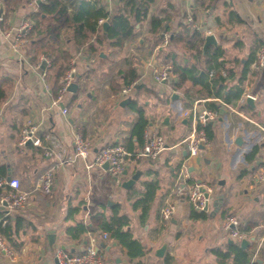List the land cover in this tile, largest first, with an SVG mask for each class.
<instances>
[{
	"label": "crops",
	"instance_id": "crops-1",
	"mask_svg": "<svg viewBox=\"0 0 264 264\" xmlns=\"http://www.w3.org/2000/svg\"><path fill=\"white\" fill-rule=\"evenodd\" d=\"M63 1L68 6L66 16L71 17L81 0ZM43 2L37 1L35 7L32 0H0V89L5 94L0 100V174L20 179L28 202L23 209L9 214L13 220L21 217L29 224L19 230L21 248L12 250L7 246L13 253L11 257L0 249V264H56V250L76 254L91 244L102 264H219L212 250L224 249L226 243L240 246L241 241L230 239L222 228V219L228 214L235 215L240 226L248 229L245 239H249V246L245 249L251 262L264 264V182L253 178L254 171L264 164V67L256 68L252 61L264 45V0H152L138 23L130 15L135 24L132 37L120 46L109 40L95 43L96 51L75 46L69 21L62 18V48L71 55V83L77 89L67 91L60 100L53 94L49 76L43 77L41 66L37 67L28 55L25 38L17 50L12 45L17 29L26 21L32 23L29 13ZM92 2L110 14L122 7L120 0ZM187 15L198 26L203 43L206 34L214 36L216 44L206 48L210 54L214 49L222 52L216 67L226 76L221 94L230 102L189 79L177 87L172 82L157 83L152 79L153 69L165 65L172 68V54L179 64L194 62L186 57L188 53L179 42L172 43L180 24L190 27ZM152 16L163 19L164 28L158 32L167 29L169 44L155 42ZM99 20L105 34V20ZM94 39L92 36L89 42L94 43ZM198 66L203 71V61ZM129 69H134L139 77L133 89L122 95L119 90ZM171 74L175 80L172 70ZM246 96L252 97L253 105L245 102ZM127 97L136 100L148 119L145 131L152 129L162 134L168 146L155 160L129 157L126 173L114 176L92 161L96 151L106 144L120 143L126 148L130 142L132 151L140 148L135 137L131 138L138 114L129 106L130 101L121 105ZM194 101L198 110L209 109L208 102H215L220 110L208 122L211 137L195 156H189L181 141L196 128L193 117L184 115ZM63 108L67 110L65 114ZM28 120L36 127L41 146L18 145L20 130ZM76 133L91 146L86 160L74 156ZM44 148L51 151L49 157L44 156ZM50 167L53 186L46 194L37 185ZM182 167H186L188 177L184 191L176 195ZM137 171L140 175L135 184L124 188L122 182ZM193 178L212 189L205 218L191 217L194 209L186 199L185 187L190 184L188 180L195 182ZM151 179L157 181V189L142 220L140 209L132 205L143 190L142 182ZM108 202L114 205L109 206ZM167 203L174 205V212L169 220L162 221L160 210ZM71 208L76 212L69 214ZM113 208L129 217L128 228L141 243L143 253L132 260L118 241H104L99 235L101 229L83 233L79 239L67 231L79 222L89 226L90 215L96 212H104L108 219ZM0 211L6 213L1 202ZM49 234L53 236L51 245ZM3 242L6 243L4 239ZM164 242L165 252L157 256L155 252Z\"/></svg>",
	"mask_w": 264,
	"mask_h": 264
},
{
	"label": "trees",
	"instance_id": "trees-1",
	"mask_svg": "<svg viewBox=\"0 0 264 264\" xmlns=\"http://www.w3.org/2000/svg\"><path fill=\"white\" fill-rule=\"evenodd\" d=\"M92 1L81 0L77 4L76 12L71 17L66 16L68 9L67 4L63 0H44L40 3L37 10L29 13L28 19L32 21V27L25 36V42L28 45V55L32 61L39 63L38 57L43 55L51 60V64L46 69V73L51 79L53 94L57 97L60 88L59 79L64 75L69 68L70 53L62 48V38L60 30V21H69L72 40L75 46H87L91 51H96V44H101L104 40H109L113 45L120 46L125 39L132 37L134 34V23L140 21L141 16L146 15L148 5L152 0H120L122 7L118 8L116 13H108L102 7L96 6ZM128 8V11H127ZM47 13V14H45ZM130 15L133 16L134 23L130 20ZM99 19L108 22L105 34L101 32V24ZM151 32L156 34L155 42L161 43L164 40V34L167 29L159 33L158 29L164 28L163 19L156 16L150 18ZM178 30L173 37L172 43L179 42L186 54L194 60L190 65L179 64L174 58L172 62V73L175 80L172 81L173 86L181 85L186 79L201 84L207 88L210 93L223 97L226 102L230 99L221 94L222 85L226 76H222L217 69L216 60L221 55L219 49H214L210 54L209 49L202 50L203 37L200 32L190 29L187 25L180 24ZM94 36V43H90V38ZM169 44V41H168ZM203 61V71H200L198 63ZM252 61H256L252 60ZM138 74L134 69H129L123 78V87L131 84H136ZM133 85V87H134ZM121 88V89H122ZM119 89V88H118ZM121 89L119 91H121ZM241 91L237 92L240 96ZM4 91L0 89V100L4 99ZM134 109L138 118L133 124L131 138L135 137L139 146H142L144 141V132L148 125V119L144 115L143 110L137 105L136 100L130 101L129 105ZM207 108L219 112L220 106L215 102H208ZM21 129V128H20ZM197 129H203L207 139L211 137V127L209 123L205 126L198 125ZM130 141V139H129ZM127 150L132 151L130 142L126 145ZM4 176L0 174V177ZM192 182V180H188ZM143 190L138 192L133 202L134 209H140V218H146L150 209L151 202L154 198L157 181L155 179L145 180L142 182ZM2 188L0 187V193ZM3 193V191H2ZM69 214L76 212L75 208L69 209ZM192 218H205L206 212L191 211ZM129 217L125 214H120L118 208L112 209L111 216L107 219L104 212H96L90 215L89 226L79 222L68 228V233L74 239H79L83 233L93 231V229H101L108 231L111 238L118 241L127 249L128 257L132 260L143 253V249L139 240L133 237L129 227ZM24 226H29L28 222L21 217L12 219L10 214L0 211V236L6 242L7 246L12 250H19L23 242L19 238V230ZM242 231L248 232L247 227L240 226ZM217 256L219 264H256L251 262V256L247 249H243L238 243H226L225 248H214L212 250Z\"/></svg>",
	"mask_w": 264,
	"mask_h": 264
},
{
	"label": "built area",
	"instance_id": "built-area-1",
	"mask_svg": "<svg viewBox=\"0 0 264 264\" xmlns=\"http://www.w3.org/2000/svg\"><path fill=\"white\" fill-rule=\"evenodd\" d=\"M33 4L36 5V2H42L43 0H32ZM34 7V8H35ZM103 22V20H99ZM187 24L194 30H199L198 26L195 24L191 15L186 17ZM32 27V23L29 21L24 22L15 32L12 37V45L14 50H17L19 43L25 38L27 32ZM10 35V33H8ZM11 36V35H10ZM169 37L168 34H164L163 45L168 44ZM44 62L42 68V76L47 75L46 69L50 66L51 60L47 56L40 58L37 67L41 66V63ZM256 68L264 67V45H262L258 52L256 61L254 63ZM74 70L68 68L64 75L60 79V88L58 90L57 100H60L61 97L68 90V86L72 81ZM152 79L154 82H172V74L170 65L162 66L160 69H153ZM131 84L127 87H123L121 94L125 95L131 89H133ZM194 101L192 105L184 111L185 114H189L193 117V120L196 123V128H194L191 134L182 139V143L185 144V147L188 151L189 156H195L201 145H204L208 140L203 129H197L198 125L205 126L210 120L216 117V112L211 109H201L198 110ZM66 109H62V113H66ZM36 127L32 124L31 121H26L23 124L22 129L19 133L18 145L25 146L30 143L32 145L41 146L39 139L35 135ZM167 142L164 136L157 131L149 129L144 133V141L142 146L137 151H128L124 145L120 143L116 144H106L100 147L94 156L92 164L103 168L104 164L107 163V170L114 176H119L125 170L127 160L129 157L134 158H145L149 160H155L158 155L167 148ZM91 152V146L89 142L84 139L80 134L76 133L73 140V153L76 158L86 160ZM43 154L46 157L51 155V151L48 148H44ZM91 165H88V167ZM181 175V181L176 185V195L181 194L184 191V186L182 183H185L186 178L188 177V172L186 167L180 169L179 177ZM253 178L256 182H264V164L257 168L253 173ZM181 183V184H180ZM189 183V182H188ZM187 184V183H186ZM53 186V167L48 168L40 177L37 187L44 193L48 194L52 190ZM0 187L3 189V193L0 196V202L4 205L6 209V214L14 212L16 210L23 209L27 202V192L21 189L20 179L17 177H0ZM185 190V195L190 206L197 211L205 212L208 210V205L210 202V196L212 194V189L205 187L202 184L196 182H190ZM174 212V205L172 203H167L160 210V218L162 221L169 220ZM222 228L225 231V234L233 240L240 241L242 239L248 238V232L242 231L240 229V223L235 215L228 214L225 215L222 219ZM101 238L109 242L112 240L111 234L108 231H101ZM0 248L2 252L11 257L12 251L5 246L2 237L0 236ZM56 255V264H102V260L99 257L96 247L94 245H88L84 247L79 253L70 254L62 249L55 251Z\"/></svg>",
	"mask_w": 264,
	"mask_h": 264
},
{
	"label": "water",
	"instance_id": "water-1",
	"mask_svg": "<svg viewBox=\"0 0 264 264\" xmlns=\"http://www.w3.org/2000/svg\"><path fill=\"white\" fill-rule=\"evenodd\" d=\"M2 12V7H0V14ZM108 26V22L107 21H104L102 23V29L103 31H106V28ZM171 38V36H169V39ZM210 44H216V41H215V38L212 34H206L204 36V43L202 45V49L205 50ZM44 66V62L41 63V68H43ZM77 89V86L76 84L74 83H70L67 90L70 91V92H74L75 90ZM176 97V94H173L172 98H175ZM130 101V97H127V98H124L122 101H121V105H125L127 104L128 102ZM245 102L250 104V105H253V99L251 96H246L245 98ZM240 137H237V143H240ZM104 167L107 168V163L104 164ZM126 172L124 171L123 174H125ZM139 175H140V172H135L132 176H130L129 178H127L126 180H124L122 182V186L126 189L130 188L131 186H133L136 182V180L139 178ZM195 180L196 183H199L201 184V180L199 178H193ZM182 186H184L185 184L182 183L181 184ZM108 205L109 206H112L114 205L113 202H108ZM48 241H49V244L51 245L53 243V236L52 234H49L48 236ZM229 242H232V240H229ZM102 246H104L105 244L102 243L101 244ZM166 246H167V242H164L155 252V254L157 256H162L165 252V249H166ZM249 246V239H242L240 241V247L245 249ZM108 247V246H107Z\"/></svg>",
	"mask_w": 264,
	"mask_h": 264
},
{
	"label": "rangeland",
	"instance_id": "rangeland-1",
	"mask_svg": "<svg viewBox=\"0 0 264 264\" xmlns=\"http://www.w3.org/2000/svg\"><path fill=\"white\" fill-rule=\"evenodd\" d=\"M190 29H191V27H189ZM168 37H169V35H168ZM5 245H6V247H7V244L5 243ZM1 249V248H0Z\"/></svg>",
	"mask_w": 264,
	"mask_h": 264
}]
</instances>
